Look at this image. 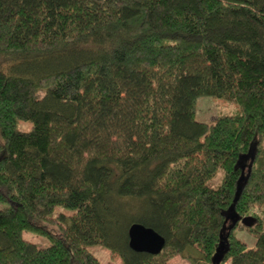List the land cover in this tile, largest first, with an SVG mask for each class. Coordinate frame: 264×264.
<instances>
[{
    "label": "trees",
    "instance_id": "16d2710c",
    "mask_svg": "<svg viewBox=\"0 0 264 264\" xmlns=\"http://www.w3.org/2000/svg\"><path fill=\"white\" fill-rule=\"evenodd\" d=\"M200 98L237 112L197 122ZM252 156L234 212L256 221L221 264H264V0H0V264H168L200 242L212 264ZM134 223L159 255L128 247Z\"/></svg>",
    "mask_w": 264,
    "mask_h": 264
},
{
    "label": "rangeland",
    "instance_id": "374dc122",
    "mask_svg": "<svg viewBox=\"0 0 264 264\" xmlns=\"http://www.w3.org/2000/svg\"><path fill=\"white\" fill-rule=\"evenodd\" d=\"M237 112V106L233 103H228L220 99L214 98H200L196 103L195 109V120L197 122L213 124L216 119L220 116H230L234 115ZM31 127L30 123L19 122L18 128L23 131H28ZM212 158H216L214 155ZM222 164L226 165L228 159L227 157H220L217 159ZM224 174L222 171H219L217 175L209 182L208 186L216 190L223 183ZM214 194V193H213ZM211 194V195H213ZM216 195V194H214ZM220 194L216 195V199H219ZM9 206L8 203H0V210L5 209ZM264 207L261 209L253 210L255 214L263 213ZM235 238L239 241L246 243L248 246H252L254 243V238L252 235L248 234L243 228H238L233 232ZM23 240L35 245L38 248L46 247L49 245L48 240L38 235L23 232ZM203 242H200L196 246V250H193L190 247H187L182 255H178L168 261V264H192V259L199 257L204 250ZM88 251L98 260L99 264H121V259L117 256H112L109 251L102 248L101 246H93L88 248ZM198 254V255H197ZM196 256V257H195Z\"/></svg>",
    "mask_w": 264,
    "mask_h": 264
},
{
    "label": "water",
    "instance_id": "95a60500",
    "mask_svg": "<svg viewBox=\"0 0 264 264\" xmlns=\"http://www.w3.org/2000/svg\"><path fill=\"white\" fill-rule=\"evenodd\" d=\"M253 159L254 157L252 156L246 176L242 171L241 176L237 182L236 192L233 202L230 208L228 209V211L224 215L225 221L219 235V242L216 247L215 253L211 258L212 264H221L228 250L229 232L237 223H240L241 226H244L246 228H250L254 225L256 221L253 217L240 218L234 212L235 205L240 197V194L242 192L245 183L248 180ZM227 223H229L228 226ZM127 236H128V247L136 253H145V254L157 256L162 252L165 246L164 238H162L152 229L146 228L141 224L134 223L130 225L127 230Z\"/></svg>",
    "mask_w": 264,
    "mask_h": 264
}]
</instances>
